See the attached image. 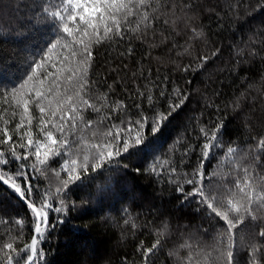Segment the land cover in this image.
I'll list each match as a JSON object with an SVG mask.
<instances>
[{"label": "trees", "instance_id": "obj_1", "mask_svg": "<svg viewBox=\"0 0 264 264\" xmlns=\"http://www.w3.org/2000/svg\"><path fill=\"white\" fill-rule=\"evenodd\" d=\"M56 2L48 0L49 4ZM42 4L44 0H0V83L4 88L10 89L26 70L31 74L29 64L33 57L36 61L42 59V53L37 52L52 34ZM144 10L149 13V20L140 24L138 30L126 29L123 38L115 37L91 47L89 85L82 96L100 112L80 105L79 98L74 97L83 116V123L77 121L76 135L83 137L79 152L73 150L71 155L50 159L46 168L31 154L27 161L13 160L8 151L12 143L21 156L35 150V146L18 147L21 142L26 144L27 137L20 140L13 132L15 124L23 115L25 127L21 133L27 131L30 115L33 138L42 139L36 127L41 114L34 104L24 114L11 97L5 103L0 95V128L9 120L7 127L12 135L9 145H0L4 151L0 161L7 160L6 164L0 163V174L13 178L21 188L31 184L32 202L39 204L47 193L54 207L60 206V200L66 205L62 213L49 212V224L54 227L45 233L40 245L44 264H226L220 255L227 251V240L222 239L226 235L224 222L209 218L198 197L185 200L177 191V184L171 182L200 167L201 147L205 143L201 128L210 132L222 125V148L204 162V184L234 188V180L243 181L244 169L256 183L264 178V148L258 146L264 138V0H151ZM135 28L133 20L128 29ZM70 51L58 48L46 69L38 70L55 72L52 62L62 69L58 74L61 98L74 96L73 84L79 83L76 76L72 82L66 79L78 61ZM64 56L68 60L61 63ZM180 100L184 103L172 111ZM117 105L122 107L113 112ZM44 106L43 118L59 122L58 116L50 115V109L57 107L55 100L52 105L45 101ZM62 107L68 109L67 104ZM169 112L151 154L126 153L105 162L95 172L92 165L98 158L90 156L87 173L79 168L83 156L89 154L83 146L108 142L101 134L113 124L124 127L120 124L122 119L137 120L141 114L151 118ZM68 115L73 113L68 111ZM87 121L94 124L83 127ZM48 127L52 130L51 123ZM134 137L132 132L129 137L121 134L120 139L127 138L132 143ZM3 138L0 134V140ZM228 147L237 149L231 160L224 159ZM44 151L46 148H41L40 159H44ZM71 159L77 160L82 180L69 185L66 195L62 192L54 196L68 175L60 171L57 177L51 169L60 170L63 161ZM21 164L25 165L27 179L18 175ZM33 164L40 171L33 170ZM152 166L156 167L155 172L150 171ZM173 167L175 174L170 172ZM12 182L0 181V241L7 243L19 237L14 244L19 250L30 243L34 234L33 214L26 200L12 189ZM191 191L192 187L184 184V193ZM255 215L257 219L246 216L244 223L233 229L234 264H251L252 246L261 247L256 260L264 264V237L258 235L264 230V209ZM15 221H21L22 226ZM158 239V249L146 259L144 250ZM206 254H210L207 262Z\"/></svg>", "mask_w": 264, "mask_h": 264}, {"label": "snow or ice", "instance_id": "obj_2", "mask_svg": "<svg viewBox=\"0 0 264 264\" xmlns=\"http://www.w3.org/2000/svg\"><path fill=\"white\" fill-rule=\"evenodd\" d=\"M150 4L151 0H57L56 3L52 4H49L48 0H44L41 9L46 22L51 24L50 31L52 34L47 38L46 44L37 52V55L42 53V59L36 61L33 57L29 64L31 74L26 70L10 89L4 88L2 83H0V95L4 96L5 103L11 97L17 107L23 108L24 114H28L29 105L34 104L41 114L36 127L42 139L33 138L34 134L31 130L33 118L30 115L27 119V131L21 133V129L25 127L23 115L20 117V122L15 124L13 132L19 136L20 140L24 141L25 137H27L26 144L21 142L18 147L28 149L35 146V150L34 153L26 151L21 156L17 154V145L12 143L8 151L13 160L27 161L31 154L36 157L40 165H44L46 168L50 159L62 157L65 153L71 155L73 150L77 152L81 150L82 145L80 141L83 137L77 136L76 133L78 130L77 121L83 123V116L80 115L77 109V99L74 97L79 98L80 105L92 111L100 112L99 108H96L82 96V93L87 92L89 85L87 71L92 59L91 47L94 44L99 45L115 37L123 38L126 29L131 31L138 30L140 24L149 20V13L144 9L146 6H150ZM133 20L136 21V28L128 29ZM69 37L71 38L70 42L67 41ZM73 45L77 47L73 48ZM44 47H47L46 52L44 51ZM58 48L71 49V57H78L76 68L72 70V75L66 78L69 82H72L74 76L79 77V83L73 84V87L76 88L74 96L66 95L61 98V92L59 91L60 84L58 83L60 76L58 74L62 69L57 67L56 62L51 63V67L56 69L55 72L44 71L41 73L38 71L46 69L48 63L52 61V54L56 53ZM203 59L207 60L206 57ZM67 60L68 57L64 56L60 62L64 63ZM46 84L47 87H45ZM141 95L144 94L141 93ZM26 96H30V99H26ZM147 99L151 104L152 98L148 96ZM54 100L57 107L55 110L50 109V115L51 117L58 116L59 122L43 118L46 113L45 101H47L48 105H52ZM183 103L184 100H180L178 104L173 106L172 111H175ZM64 104L68 105L67 110L62 107ZM121 107L122 105H117L113 109V112L118 111ZM137 107L139 108V106ZM68 111L73 113V115L69 116ZM12 115L15 117L16 113L13 112ZM170 115L171 112L168 114L158 113L148 118L141 114L137 120H131L130 118L122 119L120 124L124 125V127L113 124L112 128L101 134L102 138L108 142L83 146L89 154L83 156V163L79 164V168L87 173L90 156L93 159L98 158V162L92 165L93 172H95L98 169H102L105 162L110 163L114 157H121L126 153L151 154L156 147L155 137L160 133L164 121ZM104 119H111V117H105ZM9 123V120H5V126L0 128V134L4 137L0 140V145H9V142L12 141V135L9 133V128L7 127ZM50 123L52 130L48 127ZM93 124V121H87V124L83 125V127H90ZM221 128L222 125H217L210 132L203 128L200 129L205 140V143L201 147L202 161L200 167L191 174H184L183 177L177 176L171 182L177 184V191L184 195L185 200L189 197H198V203L206 209L209 218H219L220 221L224 222L226 235H223L222 239L227 240V251L220 253V255L226 260V264H234L233 229L243 224L246 216L253 220L257 219L255 212L264 209V178H261V183H256L255 178L252 177L248 169H244L245 176L243 181L240 179L234 180V188H229L226 184H204V162L214 157L218 148H222ZM80 130L82 131L83 128ZM132 132H135L134 142L130 143L127 138L121 141V134L129 137ZM56 134H59V139H57ZM93 136H97V133L93 132ZM108 138L111 139L108 140ZM258 146L264 148V138L260 139ZM41 148H46V151L43 153L44 159H40ZM92 149H95V151H92ZM236 153V148L228 147L224 159L231 160ZM3 155L4 151L0 149V156ZM0 163L6 164L7 160L0 161ZM221 164H223V159L221 160ZM77 166V160L71 159L70 161L64 160L60 166V170L51 169L57 177L60 176V171H64L68 175L67 180L60 182L62 187L56 189V192L53 194L54 196L62 192L66 195L69 185H74L76 182L82 180V177L77 172ZM24 167V164L20 165L18 175L27 179L28 174L24 171ZM30 167L33 170L40 171L35 164L30 165ZM161 170L163 171V169ZM150 171L155 172L156 167L152 166ZM170 172L175 174L176 169L173 167L170 169ZM189 175L191 178H186ZM10 180L13 181L11 183L12 189L19 194L20 198L26 200L27 206L33 214L34 234L30 243L24 244L19 250L14 246L19 237H13L11 238V242L7 243L0 241V252L3 253V256L0 257V264H21V259H23V264H44L45 254L40 245L45 239V233L54 227V225L49 224V212L62 213L66 205L63 200H60V206L54 207L53 200L47 193L41 197L39 204L32 202L30 200L32 192L31 184H28L26 188H21L14 182L13 178L9 177L6 179L4 174H0V181L9 184ZM181 181L183 182L181 183ZM184 184L190 185L192 191L184 193ZM238 194H240V199H237ZM230 216H234L235 219L230 218ZM15 223L22 226L21 221H15ZM125 223H128V221H125ZM163 227L165 230L167 229L166 224ZM20 235L22 236L23 233L21 232ZM258 235L264 237V230ZM159 245L160 240L158 239L151 248L144 250V257L147 259L154 250L158 249ZM185 247H188V245H185ZM261 251L262 249L259 246H252L249 249L251 264H259L256 256ZM21 254H24L23 257ZM209 258L210 254H206L205 261L207 262Z\"/></svg>", "mask_w": 264, "mask_h": 264}]
</instances>
